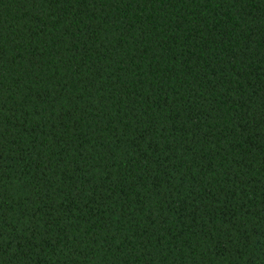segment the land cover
I'll return each mask as SVG.
<instances>
[{"label": "trees", "instance_id": "obj_1", "mask_svg": "<svg viewBox=\"0 0 264 264\" xmlns=\"http://www.w3.org/2000/svg\"><path fill=\"white\" fill-rule=\"evenodd\" d=\"M0 264H264V0H0Z\"/></svg>", "mask_w": 264, "mask_h": 264}]
</instances>
